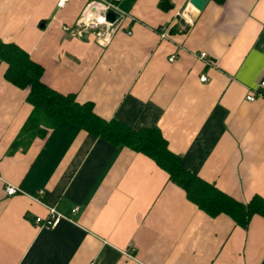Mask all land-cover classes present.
<instances>
[{
	"label": "crops",
	"instance_id": "0c3cea01",
	"mask_svg": "<svg viewBox=\"0 0 264 264\" xmlns=\"http://www.w3.org/2000/svg\"><path fill=\"white\" fill-rule=\"evenodd\" d=\"M90 1L0 0V43L98 118L156 128L181 167L220 192L264 200V0H209L200 12L189 0H119L126 17L105 44L77 28ZM5 70L0 62V264H264L262 217L245 229L207 217L139 153L69 124L12 149L31 106ZM6 185L22 194L6 196ZM46 207L76 211L43 230L33 220Z\"/></svg>",
	"mask_w": 264,
	"mask_h": 264
},
{
	"label": "trees",
	"instance_id": "16d2710c",
	"mask_svg": "<svg viewBox=\"0 0 264 264\" xmlns=\"http://www.w3.org/2000/svg\"><path fill=\"white\" fill-rule=\"evenodd\" d=\"M212 1L221 3L223 0ZM164 3L160 0V7ZM0 62L6 65L4 79L19 89H26V101L31 106L30 115L11 144L12 149L19 146L24 149L31 139L43 136L47 129L69 124L94 138L150 159L170 183L182 190L186 200L209 218L224 215L242 229L254 215L264 219L262 198L252 196L245 203L238 202L184 170L178 157L167 150L156 128L134 131L114 121L102 120L93 114L89 104H78L71 96L50 90L40 81L41 68L15 45L0 43Z\"/></svg>",
	"mask_w": 264,
	"mask_h": 264
},
{
	"label": "built area",
	"instance_id": "2783aa9c",
	"mask_svg": "<svg viewBox=\"0 0 264 264\" xmlns=\"http://www.w3.org/2000/svg\"><path fill=\"white\" fill-rule=\"evenodd\" d=\"M119 0H91L88 2L80 14L79 21L77 23V28L80 30H89L94 32V36L98 43L105 44L107 43L112 35L119 29L122 21L125 19V15L120 13L116 7ZM67 0H57L56 7L60 8L64 5ZM107 12L113 13L116 18L112 23H108L105 20V15ZM91 14V18H89ZM98 17L104 18V23H100ZM166 28H161L159 37L165 39ZM129 34V33H127ZM196 59L203 62L205 65H209L210 62L208 61L206 54L200 52L196 54ZM172 57L169 58V62L172 61ZM200 82H205L206 78L201 76L199 78ZM260 87L264 88V82L259 84ZM255 97H260V94H249L245 97L246 101L252 102L254 101ZM4 194L6 196H12L15 194H22V192L13 187V186H4ZM42 191H38L34 193L30 198L36 202L40 201V196L42 195ZM76 209H71L68 214H62L55 211L53 208L46 207L47 215L44 218L36 217L33 222L34 224L43 230H50L57 226V224L61 220L70 221L68 216L74 214Z\"/></svg>",
	"mask_w": 264,
	"mask_h": 264
},
{
	"label": "water",
	"instance_id": "95a60500",
	"mask_svg": "<svg viewBox=\"0 0 264 264\" xmlns=\"http://www.w3.org/2000/svg\"><path fill=\"white\" fill-rule=\"evenodd\" d=\"M208 1L209 0H189V4L195 11L200 12ZM115 18L116 16L111 12H107L105 15V20L108 23H112Z\"/></svg>",
	"mask_w": 264,
	"mask_h": 264
},
{
	"label": "clouds",
	"instance_id": "9594fccd",
	"mask_svg": "<svg viewBox=\"0 0 264 264\" xmlns=\"http://www.w3.org/2000/svg\"><path fill=\"white\" fill-rule=\"evenodd\" d=\"M89 18H91V14H90ZM98 20H99L100 23H104L105 22L103 17H98Z\"/></svg>",
	"mask_w": 264,
	"mask_h": 264
},
{
	"label": "rangeland",
	"instance_id": "374dc122",
	"mask_svg": "<svg viewBox=\"0 0 264 264\" xmlns=\"http://www.w3.org/2000/svg\"><path fill=\"white\" fill-rule=\"evenodd\" d=\"M92 36H94V32L92 33Z\"/></svg>",
	"mask_w": 264,
	"mask_h": 264
}]
</instances>
